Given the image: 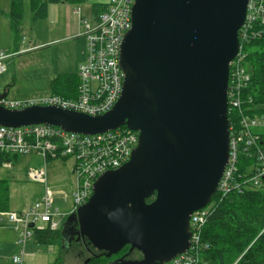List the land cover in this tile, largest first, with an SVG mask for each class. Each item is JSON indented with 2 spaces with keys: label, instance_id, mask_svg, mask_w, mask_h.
<instances>
[{
  "label": "water",
  "instance_id": "95a60500",
  "mask_svg": "<svg viewBox=\"0 0 264 264\" xmlns=\"http://www.w3.org/2000/svg\"><path fill=\"white\" fill-rule=\"evenodd\" d=\"M249 1L136 0L121 45L122 95L106 115L0 105L1 127L140 134L130 161L100 176L88 203L67 217L63 248L76 236L108 258L130 247L112 264H168L189 250L191 217L211 203L230 158L229 65ZM135 250L143 259L128 260Z\"/></svg>",
  "mask_w": 264,
  "mask_h": 264
},
{
  "label": "built area",
  "instance_id": "2783aa9c",
  "mask_svg": "<svg viewBox=\"0 0 264 264\" xmlns=\"http://www.w3.org/2000/svg\"><path fill=\"white\" fill-rule=\"evenodd\" d=\"M136 0H111L108 9L92 22L82 21L87 52L78 69L77 99L69 100L50 95L36 101L0 100V105L11 110H22L33 105L57 106L63 109L103 116L113 110L119 101L125 80L120 66L121 45L132 27V8ZM80 14V12H79ZM264 38V0H250L245 23L239 31L240 50L230 63L228 86V114L238 115V125L230 124V158L218 186V200L244 189L264 188V114H255L257 107L245 96L252 74L247 67L248 53L245 45ZM29 48L27 51H30ZM8 56L0 54V74L5 72L3 61ZM230 121V119H229ZM139 132L122 127L100 135H81L50 126L35 125L18 129L0 126V154L24 156L36 154L44 158L43 169L32 170L30 178L45 184L42 198L23 212L7 213L6 220L18 230L21 249L13 259L14 264H25L26 248L35 240L34 229H60L64 220L79 207L88 203L94 185L104 173L127 164L139 143ZM74 159L72 173L76 177L73 208L69 213L54 208L55 193L47 187V159ZM242 158L253 160L242 174ZM215 194V195H216ZM215 203L195 212L190 221L191 244L189 250L168 264H207L203 260L208 245L202 242L208 215ZM0 214V224L5 222ZM33 226V227H32Z\"/></svg>",
  "mask_w": 264,
  "mask_h": 264
},
{
  "label": "rangeland",
  "instance_id": "374dc122",
  "mask_svg": "<svg viewBox=\"0 0 264 264\" xmlns=\"http://www.w3.org/2000/svg\"><path fill=\"white\" fill-rule=\"evenodd\" d=\"M110 1L90 0L83 5H50L48 18L35 22L30 0H25L24 18L18 33H14L9 18L11 0H0V54L4 52L8 56L3 61L5 72L0 74V95L8 93L7 99L14 101L40 100L52 94L51 84L58 75L63 72L76 74L78 69L75 65L78 68L82 62V53L86 57L87 47L83 52L75 43L63 46H48V43L62 36L61 31L64 30L78 34L82 21L92 22L94 19L92 4ZM79 9L81 17L75 13ZM29 48L32 49L27 51ZM74 163V159L58 158L49 161L46 167L47 187L55 193L54 208L60 212L69 213L73 208L76 187V177L72 173ZM44 164L43 157L30 154L19 156L13 162L0 166V180L10 183L9 213L26 211L42 198L46 191L45 184L32 181L30 172L43 169ZM5 215H2L5 220L3 224L9 226L11 224ZM4 229L8 233H17L14 228ZM16 245L17 252L13 253L8 244L0 243V264H14L13 259L20 251L18 236ZM59 253L58 247L39 245L32 240L27 246L25 264H54ZM126 254L128 252L123 256ZM62 258L63 264H82L72 255Z\"/></svg>",
  "mask_w": 264,
  "mask_h": 264
},
{
  "label": "trees",
  "instance_id": "16d2710c",
  "mask_svg": "<svg viewBox=\"0 0 264 264\" xmlns=\"http://www.w3.org/2000/svg\"><path fill=\"white\" fill-rule=\"evenodd\" d=\"M90 0H30L35 22L45 20L49 15V6L55 4L83 5ZM97 1V0H94ZM25 0H11L9 18L14 33H18L24 18ZM109 4L95 2L92 5L93 17L98 19L105 13ZM17 41V40H16ZM248 53L247 67L252 74L246 89V97L251 106L257 107L255 114H264V38L256 39L245 45ZM79 78L76 74L58 75L51 84L52 95L73 100L78 97ZM231 126L238 125V115H230ZM264 144V141L260 145ZM18 156L0 154V166L11 163ZM54 160L48 157L47 162ZM66 160V159H65ZM253 160L242 158L239 169L246 173V167ZM10 183L0 180V214L10 211ZM215 203L208 215L203 230L202 242L208 245L203 260L207 264H264V188L261 190L244 189L243 193H232L223 201L218 195L212 199ZM154 197L147 200L152 203ZM66 220H64L65 222ZM63 222V223H64ZM62 223V225H63ZM62 225L58 230L34 229L35 241L39 245L58 247L59 257L54 264H63V256L72 255L82 264H112L123 257L130 247L111 258L94 249L87 237L76 236L69 248H63ZM79 231V225H76ZM128 260H141L143 255L135 250L127 256Z\"/></svg>",
  "mask_w": 264,
  "mask_h": 264
},
{
  "label": "crops",
  "instance_id": "0c3cea01",
  "mask_svg": "<svg viewBox=\"0 0 264 264\" xmlns=\"http://www.w3.org/2000/svg\"><path fill=\"white\" fill-rule=\"evenodd\" d=\"M99 3L105 4L106 2H99ZM79 12H80V14H79ZM91 12H92V8H91ZM75 13H77L79 15V17H81V15H82V12L80 9L76 10ZM80 19L82 20V18H80ZM64 31H61L62 36H59V38L49 42L48 44H50V45H48V46H51L54 44L58 45V46H63V45H68L69 43L70 44L75 43L76 45H79L82 48V51L84 52L85 47H87V44H86V39L83 35L84 25L82 24V22H81V25L78 29V34H75V32L69 33V32H66V30H64ZM82 56H83V60L80 63V65L85 60V56L83 53H82ZM80 65H78V66L80 67ZM75 67H76V69H79V67L77 68L76 65H75ZM61 74H74V73L73 72L72 73L71 72H63ZM23 101H30V100H23ZM65 198H67L66 194H65ZM4 228H14L17 231V233H18V230L13 225H9V226H6V224L0 225V243L8 244L10 246V248L12 249L13 253L15 251L17 252V245H16L17 236H18L17 233H15L12 230H10V231L14 232V234L12 232L8 233L7 229H4ZM7 238H8V241L6 242ZM19 249H20V247H19ZM20 251H21V249H20ZM20 251H19V253H20ZM26 253H27V248H26Z\"/></svg>",
  "mask_w": 264,
  "mask_h": 264
}]
</instances>
